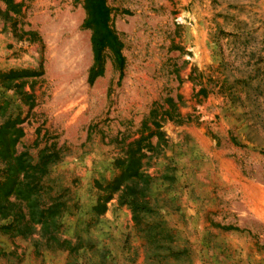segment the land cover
Segmentation results:
<instances>
[{
  "label": "rangeland",
  "instance_id": "obj_1",
  "mask_svg": "<svg viewBox=\"0 0 264 264\" xmlns=\"http://www.w3.org/2000/svg\"><path fill=\"white\" fill-rule=\"evenodd\" d=\"M0 0V264H264V0ZM121 61V62H120Z\"/></svg>",
  "mask_w": 264,
  "mask_h": 264
},
{
  "label": "trees",
  "instance_id": "obj_2",
  "mask_svg": "<svg viewBox=\"0 0 264 264\" xmlns=\"http://www.w3.org/2000/svg\"><path fill=\"white\" fill-rule=\"evenodd\" d=\"M87 17L83 23L85 28L92 31L90 38L93 53V68L90 70L88 82L100 76L102 73V53L105 49H111L116 57L119 55V45L112 29L109 26V8L105 0H83ZM121 62V61H120Z\"/></svg>",
  "mask_w": 264,
  "mask_h": 264
}]
</instances>
